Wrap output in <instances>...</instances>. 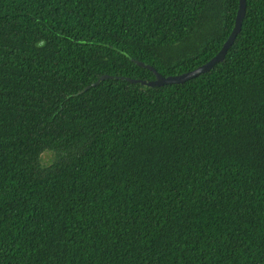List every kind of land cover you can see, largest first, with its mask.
<instances>
[{"label": "trees", "instance_id": "1", "mask_svg": "<svg viewBox=\"0 0 264 264\" xmlns=\"http://www.w3.org/2000/svg\"><path fill=\"white\" fill-rule=\"evenodd\" d=\"M239 3L0 0V264H264V0L91 86Z\"/></svg>", "mask_w": 264, "mask_h": 264}, {"label": "water", "instance_id": "2", "mask_svg": "<svg viewBox=\"0 0 264 264\" xmlns=\"http://www.w3.org/2000/svg\"><path fill=\"white\" fill-rule=\"evenodd\" d=\"M246 0H240L239 8L236 16V21L234 28L229 35L228 39L225 41L219 52L213 56L209 61L205 62L202 65H199L198 67L185 71L180 74L175 75H168L165 76L161 74L154 66L150 64H146L144 61L136 60L134 59L139 65L150 68L155 73L154 79H141V78H132L129 76H112L109 74L102 75L96 82L92 83L91 86L97 85L100 83L101 80L108 79V78H122L125 80H128L132 83H141L142 85H147L151 87L161 86L165 84H171V83H182L185 82L191 78H194L196 76H199L202 73L208 72L211 68H213L218 62H221L225 59V56L229 50V48L233 45L235 42V39L237 38L239 32L242 29V22L246 14ZM90 86H86L84 90H87ZM84 90L80 91L83 92Z\"/></svg>", "mask_w": 264, "mask_h": 264}, {"label": "rangeland", "instance_id": "3", "mask_svg": "<svg viewBox=\"0 0 264 264\" xmlns=\"http://www.w3.org/2000/svg\"><path fill=\"white\" fill-rule=\"evenodd\" d=\"M58 156V152L55 151H46L42 154L41 157V163L43 166H48L49 164H51L52 162L55 161V159Z\"/></svg>", "mask_w": 264, "mask_h": 264}]
</instances>
